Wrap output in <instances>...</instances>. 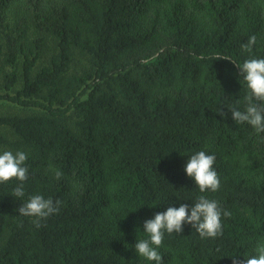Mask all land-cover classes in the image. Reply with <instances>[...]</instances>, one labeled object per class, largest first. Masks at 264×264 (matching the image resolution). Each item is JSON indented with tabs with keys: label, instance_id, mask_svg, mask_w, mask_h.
<instances>
[{
	"label": "trees",
	"instance_id": "1",
	"mask_svg": "<svg viewBox=\"0 0 264 264\" xmlns=\"http://www.w3.org/2000/svg\"><path fill=\"white\" fill-rule=\"evenodd\" d=\"M250 58H264V0H0V100L24 112L0 114V154L28 168L23 198L0 184V264H155L134 250L145 221L201 195L231 213L223 235L165 233L163 264L256 255L264 133L228 109L245 107ZM199 151L216 157L214 193L184 171ZM34 195L60 201L39 228L17 211Z\"/></svg>",
	"mask_w": 264,
	"mask_h": 264
},
{
	"label": "clouds",
	"instance_id": "2",
	"mask_svg": "<svg viewBox=\"0 0 264 264\" xmlns=\"http://www.w3.org/2000/svg\"><path fill=\"white\" fill-rule=\"evenodd\" d=\"M256 44V36L249 37L242 45V50L252 53ZM215 60H230L225 56H217ZM240 75L246 87L244 97L245 107L241 111L237 107H229L232 119L236 124H247L257 134L264 133V58L246 59L238 65ZM218 114L223 116L222 111ZM27 155L23 151L13 154L4 151L0 154V184L16 180L20 183L14 188L13 196L23 198L24 183L28 179V168L25 166ZM216 157L199 151L192 155L184 168L186 175L191 178L200 193L216 192L220 188V178L214 168ZM50 170L51 166H50ZM55 178L60 179L62 173L54 170ZM60 201L45 199L42 195L31 196L17 209L22 217L31 219L33 225L41 227V221L58 213ZM230 212L223 210L217 201L201 195L191 208L187 204L177 207H168L166 211L155 214L153 219L145 221L143 227L146 239L137 240L134 250L139 257L155 264H163V257L158 249L161 247L165 233L180 234L185 224L191 225L202 239H215L223 235L222 216L229 217ZM256 255L244 258L241 261L236 256L232 264H264V245L258 246Z\"/></svg>",
	"mask_w": 264,
	"mask_h": 264
},
{
	"label": "rangeland",
	"instance_id": "3",
	"mask_svg": "<svg viewBox=\"0 0 264 264\" xmlns=\"http://www.w3.org/2000/svg\"><path fill=\"white\" fill-rule=\"evenodd\" d=\"M24 113L21 107L18 105L5 101L0 100V114H21Z\"/></svg>",
	"mask_w": 264,
	"mask_h": 264
}]
</instances>
